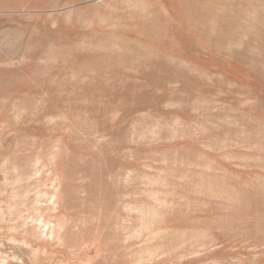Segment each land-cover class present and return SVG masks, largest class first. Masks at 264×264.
<instances>
[{"label":"rangeland","instance_id":"obj_1","mask_svg":"<svg viewBox=\"0 0 264 264\" xmlns=\"http://www.w3.org/2000/svg\"><path fill=\"white\" fill-rule=\"evenodd\" d=\"M0 264H264V0H0Z\"/></svg>","mask_w":264,"mask_h":264}]
</instances>
